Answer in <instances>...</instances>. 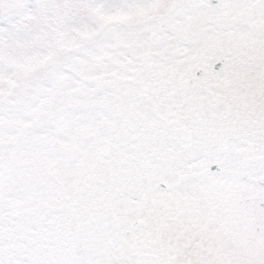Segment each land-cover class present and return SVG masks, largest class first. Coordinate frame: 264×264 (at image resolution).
Masks as SVG:
<instances>
[{
    "label": "snow or ice",
    "instance_id": "snow-or-ice-1",
    "mask_svg": "<svg viewBox=\"0 0 264 264\" xmlns=\"http://www.w3.org/2000/svg\"><path fill=\"white\" fill-rule=\"evenodd\" d=\"M0 264H264V0H0Z\"/></svg>",
    "mask_w": 264,
    "mask_h": 264
}]
</instances>
